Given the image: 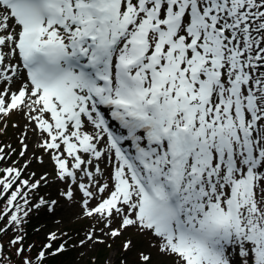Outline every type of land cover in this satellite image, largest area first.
<instances>
[{
  "label": "snow or ice",
  "instance_id": "obj_1",
  "mask_svg": "<svg viewBox=\"0 0 264 264\" xmlns=\"http://www.w3.org/2000/svg\"><path fill=\"white\" fill-rule=\"evenodd\" d=\"M13 115L0 264L129 232L138 264H264V0H0V123ZM61 199L88 230L30 241Z\"/></svg>",
  "mask_w": 264,
  "mask_h": 264
},
{
  "label": "rangeland",
  "instance_id": "obj_2",
  "mask_svg": "<svg viewBox=\"0 0 264 264\" xmlns=\"http://www.w3.org/2000/svg\"><path fill=\"white\" fill-rule=\"evenodd\" d=\"M25 121L20 115H13L7 120V127L5 128L3 123H0V145L11 144L13 147L19 150V137L20 132L23 128ZM13 124H19L20 127H13ZM32 148L35 147V139L29 141ZM19 159V157H14ZM30 170L36 171L39 174L45 170L51 171V163L45 157V164L41 165L33 161ZM56 185L52 187H45L41 190V194L48 193L50 196L55 198ZM80 213L79 208L73 209L68 205L67 201L61 199L60 207L56 210L55 214H41L37 218L36 225L33 228H39V232H34L32 227H28L32 237L30 241L36 242L37 244L44 241V237L47 232L55 231L57 228H63V230L69 232L74 236L75 239H79L83 236L84 232L88 230L90 221L87 218L78 216ZM131 236L136 241V247L132 251L123 253L122 244L124 240ZM107 243L112 244V248H108L106 245L98 246V249H74L69 250L62 256L52 259L49 264H109V258L112 256L113 250H119L117 255L123 254L128 264H138L139 256L138 252L141 250L147 251L146 241L143 242V248L141 247V238L136 236L135 233L129 232L122 236L115 242L109 240ZM81 252L84 255H81ZM153 252V264H162L163 258L159 257L155 250Z\"/></svg>",
  "mask_w": 264,
  "mask_h": 264
},
{
  "label": "trees",
  "instance_id": "obj_3",
  "mask_svg": "<svg viewBox=\"0 0 264 264\" xmlns=\"http://www.w3.org/2000/svg\"><path fill=\"white\" fill-rule=\"evenodd\" d=\"M37 217H33V219L30 221V223H29V227H34L35 225H36V222H37ZM28 232H29V238H31L32 237V234H31V232L28 230ZM9 235H11V233L9 234ZM4 240H7V237H5L4 238ZM42 242H44V241H42ZM36 243V242H35ZM52 259H50L49 261H48V264H49V262L51 261Z\"/></svg>",
  "mask_w": 264,
  "mask_h": 264
}]
</instances>
